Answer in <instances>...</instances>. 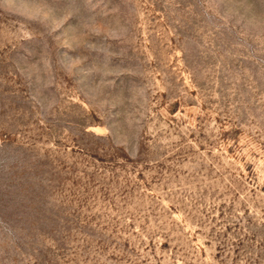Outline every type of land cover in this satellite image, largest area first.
Returning <instances> with one entry per match:
<instances>
[{
	"label": "rangeland",
	"instance_id": "rangeland-1",
	"mask_svg": "<svg viewBox=\"0 0 264 264\" xmlns=\"http://www.w3.org/2000/svg\"><path fill=\"white\" fill-rule=\"evenodd\" d=\"M0 264H264V0H0Z\"/></svg>",
	"mask_w": 264,
	"mask_h": 264
}]
</instances>
